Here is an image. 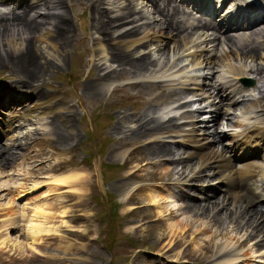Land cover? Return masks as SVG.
<instances>
[{"label":"rangeland","instance_id":"obj_1","mask_svg":"<svg viewBox=\"0 0 264 264\" xmlns=\"http://www.w3.org/2000/svg\"><path fill=\"white\" fill-rule=\"evenodd\" d=\"M177 1L181 3V0ZM111 3L115 6H111ZM183 4L192 8L190 4L184 2ZM136 5L138 7L136 11L143 8H146L148 12L151 11L145 0H99L98 2L65 0V4L62 5L64 8L55 11L56 14L65 13L63 15L67 23L61 26L64 36L54 38L53 41L50 37L49 42L34 37L32 40L33 44L35 43V51L32 49L29 56L22 59L21 66L14 69L0 64V91L7 88L6 93L10 92L11 97L19 102L16 103L15 108L3 109L4 112L7 115L20 116L29 109L31 111V116L13 117L14 120L10 122L12 128L6 130L10 132L7 136L9 140L0 144V148H4L5 152L13 149L15 151L13 155H17L15 159L10 160L2 159L7 157V153L3 152L4 157H1L2 153L0 154V242L6 236L11 238L6 245L0 244V264H264V240H261L264 239L262 237L264 236V216L253 203L252 206L245 207L248 202L242 198L245 194L242 184L238 182L240 180L235 181L236 183L229 187L228 191L222 190L215 195V198H211L212 201L207 199L206 204L205 200L198 203L200 208L208 204V207L211 206L210 211L213 210L211 214L208 212V216L200 217L199 220H196L197 217L193 218L195 217L193 214L182 211L187 204L180 201L181 196L180 200L176 199L177 195H181L183 191L188 195L189 191L185 187L190 184V180L195 184H202L194 178L201 171L204 174L202 173L203 178L199 179L200 181L216 177L217 174H223L226 178L232 176V180H235L238 173L252 166H243L240 163L226 164V158L221 154L220 146L215 144L219 136L211 126L207 127L206 136H209L210 141L214 143L200 142L202 144L197 145V150L192 154L189 153L194 146L192 137L194 133L201 137L205 135L200 126H197L198 117L193 111L199 109V115L209 118V112L213 110H210L202 99L198 100L197 106L193 107V99L197 97L191 98L190 95L189 97L179 87L198 89V85L203 84L201 78L195 76V72L203 74L200 69L204 68L205 56L202 57V62L200 55L196 53H202L204 44L198 41L196 49L195 47L176 48L177 40L190 38L192 32L181 27L180 30L175 31L165 30V27L160 28L163 36L147 39L144 41L146 46L140 53L134 55L135 57L145 56L155 62L153 71L134 79L132 70L129 73H120L118 71L123 67L113 65L109 61L112 54L110 50L116 42L110 43L109 46L104 45L103 48L106 47V49L101 51L102 48L100 49L98 42L94 40L95 37H99L95 36L92 28V25H96L92 18L94 7L104 12L101 14L111 18L120 15L126 6L133 10ZM120 8H122L121 11L117 13ZM139 15L137 12L136 18H140ZM160 18L163 17L160 16ZM156 20L160 19L156 18ZM48 29L51 30L49 25L44 26L38 34L43 35ZM230 41L237 40L230 38L221 43L219 50L215 52L217 55L213 56L217 77L224 71L227 77L229 72L220 66L224 60L222 58L218 60V56L222 52H227L228 49L236 51L238 55L242 52ZM63 42L64 46H62ZM11 43L17 42L15 40ZM119 44L120 47L124 46ZM199 45L201 47H198ZM259 53L261 56L264 55V51ZM236 54L230 56H234V61L231 60V62L239 63L238 65L244 67L247 73L256 69L264 72V64L259 61L254 62V57L242 58L237 57ZM131 55L132 53L126 56L131 57ZM96 57L98 58L95 59ZM0 60H5L1 54ZM186 67H188L187 70H182ZM236 68L241 69L238 66ZM178 69L181 71L178 72ZM23 70L33 72L32 74L37 77L34 81L36 89L29 90L18 85L24 75ZM112 71L116 72L111 76ZM173 72H177L178 74L175 73L177 76ZM95 73L102 75L101 77L109 74L108 79L98 81ZM210 73L209 70L205 73L209 76L208 79ZM224 78L220 80L221 83H224ZM262 78L258 83L254 81V77L247 78L251 79L252 86L257 88H254L250 98L259 101L253 99L249 101L248 96L241 103H237L233 110L227 111L220 117L217 132L233 136L241 128L234 124L237 118V123L243 124V127L259 119L264 128V100L262 99L264 98V74ZM210 81L207 80L206 83L210 84ZM132 82L138 87L135 88ZM161 82L166 85L156 87ZM107 85L108 87L111 85V90H107ZM90 86H92L91 90L95 91V95L88 92L87 89ZM37 91L45 94L43 102L34 100ZM89 93H91L90 96ZM156 93L157 99L165 98L167 102L161 101L156 105L152 103V94L156 95ZM243 94L235 97L238 99ZM51 97L54 99L51 103L53 110L48 115L40 114L36 107L47 102ZM200 102H202L201 105ZM259 103L263 106H259ZM244 116H249L251 121L248 122L243 118ZM140 121V125L145 128L139 127V124L137 127ZM153 124L157 125L156 127L171 124L170 131H172L164 135L151 134V136L141 137L134 134L132 136L131 133L136 130L142 133L146 131L145 134H147ZM61 132L62 140L60 137L57 138ZM17 144H21L22 148H16ZM230 145L233 146V152L240 151L241 156L249 153V146L243 149L242 146L238 147L233 143ZM168 147H175L176 153L165 160L176 162L191 158V164H193L188 168L189 170H186V164L177 165L175 169H171L174 166L169 168L170 163L159 159L155 154L159 149H169ZM255 150L260 152L263 149ZM253 151L254 147L250 153ZM123 152L124 160L115 159ZM202 154L216 157V163L221 164L220 168L216 164L218 171L215 165H212L215 161H212L209 166L204 164L200 167L202 163L198 164L197 157ZM231 158L236 159L234 156ZM195 163H197L196 166ZM259 167L264 168V162H260ZM70 172L79 175L81 181L79 182L77 177L67 186H57L54 183L57 177ZM182 173L184 176L180 177ZM223 176L221 182L227 183ZM129 187H133L132 191L134 188L137 189L129 198H126V201H123L124 193L130 190ZM202 191L207 192L204 189ZM199 195L201 193L196 194V198H199ZM151 196L154 198L151 199ZM246 199L249 200L247 197ZM7 205L10 206L9 209L6 208ZM37 206L46 207L44 216L37 220L47 232H44L41 244L39 242L33 245L35 248L33 250L32 241L29 240L27 233V222L33 217V210ZM171 212L173 213L170 216ZM186 217L196 220L197 223L184 238L178 235L179 237H174L172 240L168 236L160 235L166 224L172 222L174 225ZM11 219L17 223L14 228H11L12 230L8 228V231H5L7 223L1 222L8 220L9 223ZM215 222L217 225H213ZM206 228L210 230V233L220 236L212 240L209 249L197 252L196 244L191 241L196 238V241L202 244V239L206 238L194 236L192 231H201ZM256 228L259 230L256 231ZM261 228L263 232L259 233ZM222 234L226 237H221ZM221 254H226L227 257L220 258ZM202 259L210 260L203 262Z\"/></svg>","mask_w":264,"mask_h":264},{"label":"bare ground","instance_id":"obj_2","mask_svg":"<svg viewBox=\"0 0 264 264\" xmlns=\"http://www.w3.org/2000/svg\"><path fill=\"white\" fill-rule=\"evenodd\" d=\"M6 1H9V0H6ZM15 1H17V3H18V8L21 6L20 10H18V9H15V10L16 11H20V12H14V13H11V14H8V15L5 14V13H0V38H2L0 40V54L5 59V60H0V64L5 65L7 67H9V66L10 67H13L14 69L17 66L19 67V66L22 65V64H20L21 61H22V59L24 57L26 58V56H29V54L31 53L32 49H33V51H35V47H34V44L35 43L33 44V40H32L34 37H37L41 41H44V42L48 41L50 39V37H51V40L52 41L54 40V38L55 39H58L61 36H64L63 35V32H62V28H61L62 24L63 23L64 24L67 23V22H65V19L66 18H64L65 15H63L65 13H60V14H56L55 13V10L56 9H62V8H64L62 5L65 4V0H30V1L28 0L29 2H27V3H24L26 0H15ZM98 1L99 0H97V1L95 0V2H98ZM153 1H155V0H153ZM159 1H161V0H159ZM207 1H208L207 4H203L204 2L201 1V0H181V3L184 2L186 4H190L194 10H196V8H199L200 7L201 10L203 11V10H205L207 8L208 4H211L212 3L211 0H207ZM148 2L151 4L150 0H148ZM0 4H3V3L1 2ZM117 4L118 3L116 2V5ZM169 4H170V2H169ZM111 6H115V4L111 3ZM158 6L160 7V5H158ZM116 8H119V7H116ZM137 8L138 7L136 5V7L135 8L133 7V10H131V8L129 9V7L126 6L124 8L123 12L120 15H117L116 17L113 16L111 18H108V17H106V15H103L104 12H102V11L101 12L103 14H101L100 9L99 8H96V7H94V14L95 15L92 12L93 23L96 24L95 26L92 25V28H93V30L95 32V36L96 35L99 36V37H95L94 40L96 42H98V44L100 46V49L102 48L101 51H104L106 49V47L103 48L104 45H106V46L108 45L109 46L110 43L116 42L115 45H113L112 48H111V50H110L112 52V54L110 56V60L109 61H111V63L113 65H116L117 64L118 67H123V69L121 68L118 71L120 73H122V72H128L129 73L132 70V73L131 74H133L132 75V78H134V79L135 78H138L140 76H143L144 74H147V72H152L153 71V67L156 65L155 62H153L149 58H146L145 56H138V57H135L134 56L135 54L140 53V51L143 49V47L146 46V43L144 41H146L147 39H150V38L151 39L158 38L160 35L163 36L161 29L164 28V27H165L166 30L169 29L170 31L171 30L175 31L177 29L180 30V26L177 23L175 25H173L170 21H167V20L165 21L164 18H160V14L161 13L158 11V7L157 6H156V9H154L153 5L151 4V6H150L151 11L149 10L150 12H148V10L146 8H143L144 10L142 9L140 11H136ZM121 9L122 8L118 9L117 13H119L121 11ZM50 10H52V13L50 12ZM42 11H43V13H42ZM111 11H115V9H111ZM137 12H138V14H140L139 15L140 18L139 17L136 18L137 17ZM196 12H197V10H196ZM211 12H212V6L209 7V11L206 10L207 16L209 18H212V17L215 16ZM113 13H115V12H113ZM258 14H259V16H258ZM263 15H264V10H259V11L255 12L251 18H242L241 19V17H238L236 15H233L231 18H227L226 19V22L227 23H237V22H240L239 26H242L243 27V26H246L248 24H251V23H254V22L258 21L260 18L263 17ZM156 18H158L160 20L157 21ZM48 25L51 27V30H49V29L48 30H45L44 33H43V35H39L38 34L39 31H41L44 26H48ZM152 28L154 29V31H152L153 30ZM164 32H165V30H164ZM164 36L167 37L166 35H164ZM178 36H180V35H178ZM186 36H188V34ZM181 37H182V35H181ZM5 38H10V39H5ZM172 39L173 40L174 39L177 40L178 38H172ZM15 40H16L17 43L12 44L11 41H15ZM200 40H202V39H200ZM200 40L197 39V37H195V39H194L193 36L190 37V38L189 37L181 38V39H178L177 40L178 42L176 41L177 42L176 48L182 47L183 49H189V48H192L191 46L195 47L196 46V43L198 41H200ZM207 42L209 44L207 43V46L205 47L206 49H207V47H209V45H211V41L210 40H207ZM230 42L232 44H237V42H235V41H230ZM119 43H121V44H119ZM118 44L119 45H122L123 44L124 46L123 47H120V46H118ZM64 45H65V43L63 42V45L62 46H64ZM223 45H222V47H223ZM9 46H13V47H9ZM195 49H196V47H195ZM220 49H221V47H220ZM241 49H242L241 51H243L244 54L249 55L250 57L253 55L252 53L249 52L248 48H246L245 46L244 47L241 46ZM202 51H203V49H202ZM131 53H132L131 57H127L126 56L127 54H131ZM222 54H223L222 55V59L228 63L227 65H228V71H229L228 72V76L225 78V81L222 84V86H223L222 92H223V94H226L228 92L227 93L228 94V98H229V100H231L233 98V95L234 96H237L239 94H243L244 93V89L241 88L237 84V82H236V80H240L241 79L240 77L243 74V70L237 69L236 66H235V64H233L231 62V60L234 61V56L233 57H230V56L236 54V51L233 52L230 49V51H227V52H224V53L222 52ZM227 54H229V56H226ZM120 55H122V56H120ZM213 55H215V53H213ZM236 55H235V57H236ZM15 56H16V59H14ZM237 57H238V55H237ZM97 58L98 57H96L95 59H97ZM157 67H160V66H157ZM2 69H4V68H2ZM99 72L100 71H98V73ZM115 72L116 71H112L111 72V76ZM32 73L33 72H27V71L23 70V74L24 75H22L23 77H22L21 81L18 82V85H21V86H23V87H25V88H27L29 90L32 89V88H34V86H36V84H34L35 83L34 81L37 79V77L34 74H32ZM98 73H95V76H97L98 81L108 79L107 77H108L109 74H105L103 77H101L102 75H99ZM231 75L235 78L234 79V82L232 81V76ZM244 75H246V74H244ZM260 75H261V72H259V70H258V72L256 70H254L253 76H260ZM132 83L134 84L133 86L137 85L134 82H132ZM185 86H188V84H185ZM198 86L199 87L196 90H201L202 87H203V84H199ZM37 87H38V85H37ZM107 87H108V85L106 86V88ZM136 87H138V86H135V88ZM156 87H160V85H157ZM91 88H92V86H90L87 90H88V92H91V93L94 94L95 91H92ZM34 89H36V88H34ZM107 90L108 91L111 90V85L107 88ZM91 93H89V96H90ZM207 93H209V91ZM157 95H158L157 93H156V95L155 94H152V98H153L152 103H154L156 105V104L160 103L161 101H166L165 98H163V99H160V98L157 99L156 98ZM1 96H5V100L4 101H0V106H2V107L10 108L11 107V102L12 103H15V104L18 102L14 98L11 97L12 94L10 92L9 93H0V99H1ZM45 97L46 96H45V94L42 91H39V92L37 91L36 96H34V100L36 102H38V101L41 102ZM182 97H183V95H182ZM7 98H8L9 101H7ZM211 98L212 97H209V99H211ZM225 98L226 97H224V99ZM262 99L264 100V98H262ZM52 101H54V99L51 97L47 102L44 101L45 103H42V104L39 105V107H36L38 109V112H40V114H42V115H48V114H50L51 111L53 110V107H52L53 104L51 105ZM154 114H158V112H156V113L154 112ZM65 115H66V113H65ZM27 116H31L30 109L27 110V111H25V112H23V114L21 113V115L20 116H17V117H27ZM13 117L10 119V122H12L14 120ZM141 121L137 123V127L140 125ZM143 121H145V120H143ZM160 124H162V123H160ZM254 124L257 125V126H259V127H262V125H263V123L259 119H255L253 122H251V124H247L246 127H248V126L251 127ZM164 125L165 124L158 125L159 127H156L157 125H154L153 124V126L149 129V131L147 129V131H148L147 134H145L146 133L145 130H144L145 132H143V133L141 131L136 130L135 132H133L131 134H132V136H134V134H135V135H141V137H143V136H151V134H153V135H161V134L164 135V134H168L169 132L172 131V130L170 131L171 124H170V126L169 125L164 126ZM71 126H73V125H71ZM139 127L145 128V126H141V125ZM11 128H12V125L8 127V130H10ZM53 129H55V128H53ZM6 132H8V131H6ZM52 133H53V131H52ZM59 137L62 140V138H63V133L62 132L59 133V135L57 136V138H59ZM243 140H247V139H243ZM241 146L243 147V149H244L245 146H249V153H250L252 147H254L253 153L258 152V151L255 150L256 148H262V144L260 142H258V141L253 140L252 137L249 140L245 141L244 143L238 144V147H241ZM12 148H14V147L12 146ZM16 148L21 149L22 148L21 144H19V145L17 144ZM168 148L169 149L161 148L157 152L153 151V153L155 152V154L159 157V159L169 162L170 160H165V158H167V157L170 158V157L174 156L175 153H176V151H175V147H168ZM12 150L13 149H11V151ZM3 152H5L4 148H0V154L2 153L1 154V157H4L3 156ZM10 152H5V153H7V155H6L7 157H4L2 159L8 158V159L12 160V159H15L17 157V155L16 156L13 155L15 153L14 150L11 153ZM245 154L246 153H244L243 155H245ZM124 158H125V155H124V152H123V153L117 155L115 159H119V160L122 161V160H124ZM197 159H199L198 160V164L202 163V164H200V167L203 166L204 164L207 165L209 163H212V161H215L216 162V157L214 155L213 156H210V155H204V154H202V156L201 155H200V157L198 156ZM181 160L182 159H180V161L177 160L176 162H174V160L171 161V162H169L171 166H168V167L170 168V167L174 166L171 169H175L177 167V165L186 164V167H187L186 170H189L188 168H190V166L193 164V163L191 164V160L192 159L190 158V159H187L185 161H181ZM189 163H190V165H187ZM196 165H197V163H195V166ZM183 166H185V165H183ZM258 169H262V173L260 175V179H261V181L264 182V169L263 168H260V167ZM184 173L186 174L185 171H184ZM184 173H182L180 175V177H183L184 176ZM232 173H233V171H232ZM198 174H196L195 176H197L199 178L201 175H200V173H198ZM77 177H78L77 180H79V178H80L79 175L74 174L73 172H70V173L63 174V175L57 177L54 180V183L57 186H63V185H66L67 186L70 182H72V180L74 181V179L77 178ZM77 180H75V182ZM224 180H226L227 181V184H229L231 182L232 178H230V177L229 178H226L225 177ZM80 181H81V179L79 180V182ZM82 182L80 184H82ZM36 185H35V187H36ZM129 188H130V190L124 193V196H123L124 199H123V201H126V198H129L131 196V193L135 192V190L137 189V188H134V190L132 191V188L133 187L132 188L129 187ZM210 191L211 190H207V192H210ZM183 192H185V191H183ZM183 192H181V193L184 194ZM185 195L186 194H184V196L183 195L181 196V200H190V202H189V204H187L184 207V209H182V211L183 212H188L189 214H193L195 216L193 218H196L197 217L196 220H199L200 217L208 216L207 215L208 212H209V214H211L213 212V210L210 211L211 210L210 209L211 206L208 207V204H207L206 207L202 206L204 208H200L199 204H197L196 201H194L195 199L192 200V199L188 198L187 195L186 196ZM234 195L236 196V194H234ZM152 198H154V196L153 197L151 196V199ZM207 198L208 197L206 196L205 199H204L205 200V202H204L205 204L207 203ZM214 198H215V196H214ZM242 198L248 202V204L245 207H247L248 205H251L252 206L253 201L247 200L245 196H242ZM233 199H235V198H233ZM208 201H212L211 197L208 199ZM155 202H157V201H155ZM6 208L9 209L10 206L7 205ZM45 210H46V207H42V206L35 207L34 210H33L34 211L33 217L27 222V233L29 235V240L32 241L31 248L33 250H35V248L33 247V245H35V243H38L39 244V242L41 244V242H43V234H44V232L45 233L47 232V231H45L43 229V225L40 224V222L37 220V218L44 216ZM172 210H176V209H172ZM168 211H170V210H168ZM178 211H180V210H178ZM182 211H180V212H182ZM161 212H163V211H161ZM172 213L173 212L170 213V216L172 215ZM178 217H180V216H178ZM190 217H191V215H190ZM190 217H188V218L186 217L183 220L181 219L182 221H179V222H177L174 225H172V222L166 224L164 230L161 232L160 235L166 236V237L168 236V238H170L172 240H174V237H179V236H183V238H184L185 235L189 231H191V228L194 227V225L197 223L196 220L194 221ZM214 217H216V216H214ZM225 220H227V218H225ZM1 223H3V224H6L7 223L5 225V231H8V228L9 229L14 228V225H16L17 222L11 219L9 223H8V220L6 222H5V220H3ZM213 225H217V223L215 222ZM258 225H260V224H258ZM263 225H264V218H263ZM255 230L258 231L259 228H256ZM260 230L261 231L259 233H262L263 232L262 228ZM192 234L194 236L199 235L201 238H206V239H202V244H200L198 241H196V238L194 239V241L193 240L191 241V242H193V244H196V249H197L196 251L197 252L198 251L201 252L202 250L209 249L210 248V243L212 242V240L214 241V239H216V237L219 235V234H215L213 232L210 233V230L208 228L203 229L201 231L200 230L192 231ZM221 237L225 238L226 236L224 234H222ZM262 237H264V236H262ZM10 239L6 236V238L3 239L0 242L1 246H4L8 242H10ZM261 240H264V239H261ZM5 247H4V249H5ZM1 248H3V247H1ZM221 251H223V249ZM193 253H194V251H193ZM214 255L212 257H214ZM212 257L210 256V258H212ZM224 257H227V255L226 254H221L220 258H224ZM203 259H206V258H203ZM203 259H202L203 262H207V261L210 260V259H207V260H203Z\"/></svg>","mask_w":264,"mask_h":264}]
</instances>
